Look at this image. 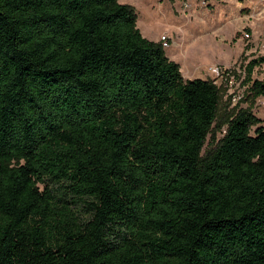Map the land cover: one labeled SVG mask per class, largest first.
Wrapping results in <instances>:
<instances>
[{
  "label": "trees",
  "instance_id": "16d2710c",
  "mask_svg": "<svg viewBox=\"0 0 264 264\" xmlns=\"http://www.w3.org/2000/svg\"><path fill=\"white\" fill-rule=\"evenodd\" d=\"M136 19L0 0V264H264L263 122L216 127L226 89L184 79ZM244 54L253 103L264 53Z\"/></svg>",
  "mask_w": 264,
  "mask_h": 264
},
{
  "label": "rangeland",
  "instance_id": "374dc122",
  "mask_svg": "<svg viewBox=\"0 0 264 264\" xmlns=\"http://www.w3.org/2000/svg\"><path fill=\"white\" fill-rule=\"evenodd\" d=\"M119 2L134 9L136 27L142 36L162 45L165 56L179 65L184 79L212 80L227 90L222 89L224 96L219 104L216 127L224 129V122L238 109L249 108L264 125V97L253 103L242 101L243 73L238 67L244 53V59L264 53V0ZM225 70L230 71L227 81ZM252 78H264V66L256 68ZM229 95L233 97L231 102L226 98ZM211 135L221 136L215 130L209 134L202 156L209 149Z\"/></svg>",
  "mask_w": 264,
  "mask_h": 264
},
{
  "label": "built area",
  "instance_id": "2783aa9c",
  "mask_svg": "<svg viewBox=\"0 0 264 264\" xmlns=\"http://www.w3.org/2000/svg\"><path fill=\"white\" fill-rule=\"evenodd\" d=\"M213 72H214V71H213ZM229 72H230V71L225 70V74L227 75V77L225 78L226 81L228 80V77L230 76V75H229Z\"/></svg>",
  "mask_w": 264,
  "mask_h": 264
},
{
  "label": "bare ground",
  "instance_id": "6f19581e",
  "mask_svg": "<svg viewBox=\"0 0 264 264\" xmlns=\"http://www.w3.org/2000/svg\"><path fill=\"white\" fill-rule=\"evenodd\" d=\"M211 72H213V71H211Z\"/></svg>",
  "mask_w": 264,
  "mask_h": 264
}]
</instances>
